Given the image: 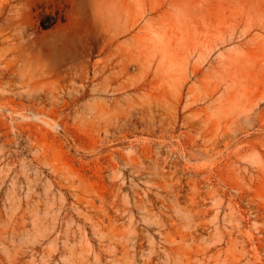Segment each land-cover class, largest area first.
<instances>
[{"label": "rangeland", "instance_id": "374dc122", "mask_svg": "<svg viewBox=\"0 0 264 264\" xmlns=\"http://www.w3.org/2000/svg\"><path fill=\"white\" fill-rule=\"evenodd\" d=\"M0 264H264V0H0Z\"/></svg>", "mask_w": 264, "mask_h": 264}, {"label": "bare ground", "instance_id": "6f19581e", "mask_svg": "<svg viewBox=\"0 0 264 264\" xmlns=\"http://www.w3.org/2000/svg\"><path fill=\"white\" fill-rule=\"evenodd\" d=\"M98 66V65H97ZM105 68H106V66H99L98 67V69L95 71L96 73H102V72H104V70H105ZM96 73H95V75H96ZM84 76H88L87 75V72H86V75H83V74H81V73H78V72H76L73 76H72V78L71 79H73V80H75V79H77V77H79L80 78V80H84ZM87 83L85 84V83H83L82 85H81V88H82V90H84L83 92H85V90H86V88H87Z\"/></svg>", "mask_w": 264, "mask_h": 264}]
</instances>
